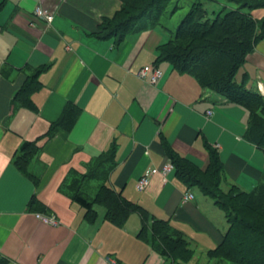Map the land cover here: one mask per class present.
Wrapping results in <instances>:
<instances>
[{
	"label": "crops",
	"instance_id": "obj_1",
	"mask_svg": "<svg viewBox=\"0 0 264 264\" xmlns=\"http://www.w3.org/2000/svg\"><path fill=\"white\" fill-rule=\"evenodd\" d=\"M0 3V264H215L209 251L221 242L228 223L213 199L173 170L164 180L155 173L142 191L135 182L167 161L163 143L201 168L211 146L222 163L220 189L251 190L262 180L264 151L245 138L248 112L167 62L156 64L162 71L156 84L139 78L172 34L169 30L165 40L160 27L142 22L119 42L96 38L102 18L112 17L120 0ZM37 7L52 14L50 22L34 14ZM251 14L259 19L264 8ZM36 71L39 88L22 104L14 95ZM235 80L264 93V37ZM67 106L75 115L69 129L50 131ZM26 141L36 150L23 173L13 158ZM75 181L90 199L103 183L144 208L149 222L167 221L171 232L185 239L192 258L164 257L149 240L138 238L136 213L118 227L94 205L96 217L87 222L72 199ZM87 187L94 188L92 195ZM186 192L192 198L182 202ZM40 212L58 224L41 222Z\"/></svg>",
	"mask_w": 264,
	"mask_h": 264
},
{
	"label": "trees",
	"instance_id": "obj_2",
	"mask_svg": "<svg viewBox=\"0 0 264 264\" xmlns=\"http://www.w3.org/2000/svg\"><path fill=\"white\" fill-rule=\"evenodd\" d=\"M225 1L233 7L213 12L210 18L202 0L193 2L171 37L157 47L153 65L167 62L172 69L193 76L202 88L244 108L248 112L245 138L264 151V95L246 88L245 81L235 80L246 56L264 37V15L256 19L251 14L254 9L264 8V0ZM158 3L162 4L159 6ZM163 10L164 0H120L119 9L112 17L102 18L98 31L93 35L98 39L113 37L119 42L140 27L141 18L155 14L159 17ZM37 73L30 75L14 95L22 104H29L30 95L39 88ZM74 119L71 106H67L50 131L56 127L68 130ZM163 148L175 176L212 198L225 214L228 229L209 255L236 264H264V169L261 182L251 190L231 186L223 192L219 185L222 163L214 148L207 147L204 168L178 155L168 144L163 143ZM35 150L33 141L23 142L19 147L13 162L21 172L26 173V166ZM72 199L84 209L87 222H93L96 217L94 205L102 206L104 219L118 227L124 225L131 213H136L141 221L137 237L149 240L160 255L183 262L191 255L185 239L172 233L167 221L152 219L148 223V212L144 208L126 200L121 193L103 183L98 185L93 198L86 197L75 188Z\"/></svg>",
	"mask_w": 264,
	"mask_h": 264
},
{
	"label": "rangeland",
	"instance_id": "obj_3",
	"mask_svg": "<svg viewBox=\"0 0 264 264\" xmlns=\"http://www.w3.org/2000/svg\"><path fill=\"white\" fill-rule=\"evenodd\" d=\"M195 1L196 0H164L165 10H163L161 12V14H159V17L156 16V14L154 16L151 15V17H150V15H147V16L141 18V21L143 23H150L152 25H156V26L160 27L164 31V33H167L170 30L171 31L170 34H173V32L175 31L179 22L183 19L185 14H187V12H189L190 5ZM202 3H203L204 9L206 10L207 17H209V18L214 15L213 12L216 13L219 10H223V9L228 10V9L233 7L232 4L227 3L225 0H214V1L202 0ZM158 4L160 6L162 3H158ZM225 5H226V7H224ZM170 34L167 33L168 37H166L165 40H167L170 37ZM207 90H209V89H207ZM90 175L98 177V174L94 175V172ZM81 181L83 182V180H81ZM72 186L74 188H77L79 186L78 181H75L72 184ZM229 189H230V187L228 188V190ZM228 190H226V191L222 190V191L227 192ZM91 192L92 193L94 192V188L92 187L91 189L90 188L88 189V187H87L86 193L90 195ZM92 193H91V195H92ZM97 207L100 209L102 208L100 206H97ZM130 216L131 215H129V217ZM129 217H128V219H129ZM148 223H149V220H148ZM192 255H193V252H191L190 257L187 260H190L192 258ZM213 258H214L213 262H216L215 264H223V262H226L225 260L219 259L217 257H213ZM226 264H236V263L229 262Z\"/></svg>",
	"mask_w": 264,
	"mask_h": 264
},
{
	"label": "built area",
	"instance_id": "obj_4",
	"mask_svg": "<svg viewBox=\"0 0 264 264\" xmlns=\"http://www.w3.org/2000/svg\"><path fill=\"white\" fill-rule=\"evenodd\" d=\"M34 14L38 18L43 19L47 23L50 22L52 19V14L42 9L41 7H37L34 11ZM138 77L141 78L142 80L147 81L148 84L154 85L162 77V71L156 65H145L138 72ZM211 113H212L211 110L207 111V115H210ZM171 170H173V166L170 163V161L164 162L157 170L148 168L137 178L135 182V188L138 191H142L148 186L150 179L155 173H159L164 180L165 175ZM191 198H192V194L190 192H186L182 195V202H188L191 200ZM36 217L41 222L48 225L58 224V221H56L55 218L51 215L36 213Z\"/></svg>",
	"mask_w": 264,
	"mask_h": 264
}]
</instances>
